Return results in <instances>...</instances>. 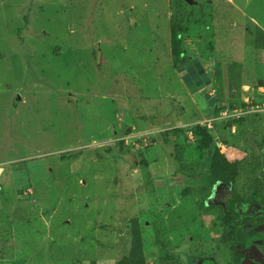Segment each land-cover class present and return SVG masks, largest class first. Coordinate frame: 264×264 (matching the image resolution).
Returning <instances> with one entry per match:
<instances>
[{
  "label": "rangeland",
  "instance_id": "374dc122",
  "mask_svg": "<svg viewBox=\"0 0 264 264\" xmlns=\"http://www.w3.org/2000/svg\"><path fill=\"white\" fill-rule=\"evenodd\" d=\"M194 2L203 9L0 0V264H115L135 218L148 264L165 256L197 264L214 251L225 261L214 231L223 224L229 235L234 220L223 223L222 209L209 205L208 169L184 166L195 154L164 132L216 117L205 94L215 93L217 61L225 82L234 61L245 82L264 80V50L255 47L264 0ZM195 10L200 22L184 35V53L211 79L199 92L184 85L171 48L172 19ZM259 91L252 95L264 106ZM260 114L237 133L212 123L231 160L263 154Z\"/></svg>",
  "mask_w": 264,
  "mask_h": 264
},
{
  "label": "trees",
  "instance_id": "16d2710c",
  "mask_svg": "<svg viewBox=\"0 0 264 264\" xmlns=\"http://www.w3.org/2000/svg\"><path fill=\"white\" fill-rule=\"evenodd\" d=\"M194 1L172 0V5L174 9L176 8L177 12L181 11V9L184 10V8H190L191 10H194L196 8V5L199 6L198 11L202 10L204 6L201 4H196ZM184 12L186 16H182L179 18L178 15H175L172 19L171 24L172 56L174 57L173 59L175 67L177 68L181 67V65L183 66L187 62V60H189L188 57H185L184 53V35L187 34L188 36H190L193 26L198 24L201 18L199 17V14L196 15V10L194 11V13L192 11L190 13H187L186 11ZM201 13L202 11L200 12V14ZM258 30V39L255 44V47L258 50H264V30L260 27H258ZM215 77L216 88L214 96L216 97V102L212 109L214 112V116H219L220 113L225 110L245 111L258 103L254 100L255 97H252L250 102L251 104L246 103L242 100L243 86L245 85V82L243 79V64H241L240 62L234 61L228 65V80L227 82H225L222 64L221 62L217 61L215 65ZM253 88L254 93L256 92L257 94H260L261 92L259 90L264 89V80L262 78L260 80H257V82L253 84ZM258 117H261L260 113L247 114L245 117H237L235 119V122L240 124L242 123L243 129H240L241 131L245 130V128L253 129L254 125L252 124V122L258 124L256 120ZM172 131L177 136V145L184 146L186 148L190 147L193 151V154H195L194 159L190 163H187L186 161L183 163L184 166H187L188 164L189 166H199L200 164L203 168H207L208 171L206 178L211 184L210 188L213 187L212 185H214L215 182H223L226 184L228 182H232L239 168L254 167L261 165V163L256 162L253 159H251L249 162L246 160H244L243 162H239L237 160H228L226 158V155L221 153V147L216 143V138L211 132V129L208 128V126L198 124L192 126L191 128H176L168 130L164 132V134L168 135ZM189 132H191L194 137V141L191 143V145L187 143L189 142ZM215 133L216 135H218V137H220V132L218 134L217 130H215ZM181 137H183V139H180ZM222 190L223 191L219 193L218 196H213L211 198L212 203H218L220 201L227 200L228 196L230 195V192H232V188H224ZM142 234L143 232L139 219H133L131 224L130 249L115 264H148V255L145 252V245L143 240L144 238ZM221 241L226 243L228 239L222 238ZM231 246H233V244ZM161 264L177 263L174 262L172 256H165L161 258Z\"/></svg>",
  "mask_w": 264,
  "mask_h": 264
},
{
  "label": "flooded vegetation",
  "instance_id": "af4514ba",
  "mask_svg": "<svg viewBox=\"0 0 264 264\" xmlns=\"http://www.w3.org/2000/svg\"><path fill=\"white\" fill-rule=\"evenodd\" d=\"M203 68H201V62L196 57H189V60L178 68L180 69L179 73L185 79V82H183L184 85L186 84V86H189L196 92H199L198 90L201 87L203 88L202 90H204L211 82V79L205 71V68ZM257 105H260V103L250 107L248 110L242 111L240 117H245L247 114L262 113L264 110L259 112L260 108L256 107ZM219 140L217 139L216 141L221 147V153L225 154L228 160H231L228 156L227 144L224 143L223 146L221 145V137ZM250 159L261 163V165L239 168L232 182H228L227 184L217 182L219 184L216 186L217 188L212 185L214 187H212L211 197L218 196L224 188H232V192H230L227 200L211 203L209 205L222 209V216L224 218L223 223L229 221V225H231L230 219L238 220L234 221V225H231V228H233L230 234L227 235V233L223 231L224 227L220 220L221 216L217 219L218 222L216 224H222V226L219 225L222 229L219 230L218 228L214 232H216L217 244L219 243L226 248L225 257H223L225 261L223 263L219 262L216 257V251H214L210 255L206 253L199 256L200 258L197 259V264H205L211 261L214 264H241L242 260L246 258L254 260L258 264H264V152L261 156L252 155ZM232 160H237L239 162L244 161L238 159ZM199 173L201 175L204 174L202 171ZM206 175L207 173L205 177ZM204 180L205 179L202 178L203 187H205ZM240 183L242 184L241 186L238 185ZM208 188H210V186H208ZM223 233L227 235L226 238L228 241L226 243L221 241V239L224 238V236L222 237ZM232 244L233 246H231ZM191 258H193V255L189 254L187 260L191 261Z\"/></svg>",
  "mask_w": 264,
  "mask_h": 264
},
{
  "label": "clouds",
  "instance_id": "9594fccd",
  "mask_svg": "<svg viewBox=\"0 0 264 264\" xmlns=\"http://www.w3.org/2000/svg\"><path fill=\"white\" fill-rule=\"evenodd\" d=\"M202 66V65H201ZM202 68H203V66H202ZM204 69V68H203ZM210 84V83H209ZM208 84V85H209ZM207 85V86H208ZM205 90V89H204ZM198 91H200V89L198 90ZM202 91V90H201ZM208 94H210V92L208 93ZM215 94V93H214ZM211 95V94H210ZM243 95V94H242ZM211 97H215L214 95H211ZM216 98V97H215ZM216 102V101H215ZM214 105H215V103H214ZM213 105V106H214ZM242 111H238V110H235V111H233V110H225V111H223V112H221L220 113V115L219 116H217V118L215 117V118H210V120H208V121H211V123L212 122H220V121H224V120H226V121H231V122H233V121H235V119L237 118V117H239L240 118V113H241ZM198 124H202V125H204V123L203 122H199V123H197V124H195V125H198ZM195 125H193V126H195ZM210 124H208L207 122H206V124H205V126H208V128H210L211 130H214V128H211V126H209ZM192 126H189V127H185V126H183V127H174V128H172V129H176V128H191ZM171 129V130H172ZM230 129H231V127H230ZM216 139H218L219 140V138L217 137V135H216V137H215ZM188 139H189V141H194V137H193V135H192V133L191 132H189L188 133ZM191 139V140H190ZM215 139V140H216ZM220 141V140H219ZM191 142V143H192ZM188 143V142H187ZM216 143H217V141H216Z\"/></svg>",
  "mask_w": 264,
  "mask_h": 264
},
{
  "label": "crops",
  "instance_id": "0c3cea01",
  "mask_svg": "<svg viewBox=\"0 0 264 264\" xmlns=\"http://www.w3.org/2000/svg\"><path fill=\"white\" fill-rule=\"evenodd\" d=\"M245 82V81H244ZM253 84H255V83H252V84H250V83H247V82H245V85L243 86V89H245V87H247L249 90V92H247V94H246V96H248V98H249V101H245L244 100V98H243V95H242V100L244 101V102H246V103H249V104H251L250 102H251V99H252V97H253V95H255V93H254V88H253ZM262 90H264V89H262ZM250 91H253V92H250ZM244 92V91H243ZM243 92H242V94H243ZM262 92V91H261ZM252 93H253V95H252ZM262 105V104H261ZM257 105L256 107H258V108H260V111L259 112H262L263 110H264V106L262 105ZM264 112V111H263ZM206 120H210V119H207V118H205L203 121H197V120H195V123L194 124H197V123H199V122H204V121H206ZM197 121V122H196ZM213 123V122H212ZM210 124V126H211V128H214V126H213V124ZM218 124H221V125H225L226 127L228 126V129H230V127L232 126V129H238V127H239V131H240V129L242 130L243 129V125H242V123L240 124V123H236L235 121H233V123L231 122V121H226V120H224V121H220V122H218ZM242 125V126H241ZM185 126H187V125H185ZM192 126V125H191ZM216 130V128L214 129V131ZM220 136V135H219ZM217 137H218V135H217ZM219 139H220V137H218Z\"/></svg>",
  "mask_w": 264,
  "mask_h": 264
},
{
  "label": "water",
  "instance_id": "95a60500",
  "mask_svg": "<svg viewBox=\"0 0 264 264\" xmlns=\"http://www.w3.org/2000/svg\"><path fill=\"white\" fill-rule=\"evenodd\" d=\"M186 68V67H184ZM188 69V68H186ZM203 88L201 87L200 90H202ZM206 95V98L208 99V102L210 105H214L215 101H216V98L215 97H211L210 94H205ZM211 132L213 133V135L216 137V133L214 130H211ZM217 140V139H216ZM1 171H2V168H0V176H1ZM205 264H214L212 261L211 262H206ZM241 264H258L257 262H255L254 260H251V259H243Z\"/></svg>",
  "mask_w": 264,
  "mask_h": 264
},
{
  "label": "built area",
  "instance_id": "2783aa9c",
  "mask_svg": "<svg viewBox=\"0 0 264 264\" xmlns=\"http://www.w3.org/2000/svg\"><path fill=\"white\" fill-rule=\"evenodd\" d=\"M210 126V125H209Z\"/></svg>",
  "mask_w": 264,
  "mask_h": 264
}]
</instances>
